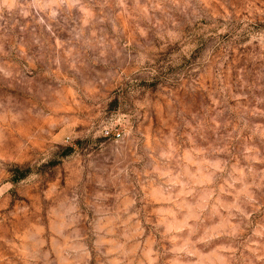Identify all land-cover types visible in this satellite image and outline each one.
<instances>
[{"label":"rangeland","instance_id":"1","mask_svg":"<svg viewBox=\"0 0 264 264\" xmlns=\"http://www.w3.org/2000/svg\"><path fill=\"white\" fill-rule=\"evenodd\" d=\"M0 264H264V0H0Z\"/></svg>","mask_w":264,"mask_h":264}]
</instances>
